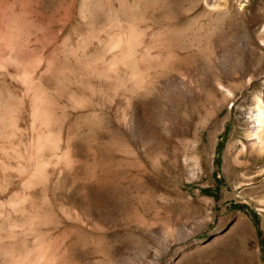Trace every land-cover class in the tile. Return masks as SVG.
Listing matches in <instances>:
<instances>
[{"label":"rangeland","instance_id":"rangeland-1","mask_svg":"<svg viewBox=\"0 0 264 264\" xmlns=\"http://www.w3.org/2000/svg\"><path fill=\"white\" fill-rule=\"evenodd\" d=\"M260 106L264 0H0V264H264Z\"/></svg>","mask_w":264,"mask_h":264},{"label":"bare ground","instance_id":"bare-ground-1","mask_svg":"<svg viewBox=\"0 0 264 264\" xmlns=\"http://www.w3.org/2000/svg\"><path fill=\"white\" fill-rule=\"evenodd\" d=\"M138 31H139L138 26H132L130 28V31H129V36H126V39H124V40L120 39L119 41H117V43H115L114 47L111 48V51L114 52V56H113L114 57V61H113L114 66H117V67L118 66H123V67L129 69V71H130L129 74H131L130 77L128 76L129 77L128 78L129 82H132L131 80H133V79L136 80V82L142 81V75L137 70L136 59H135V56H136L137 52L139 51V48H138V45H139V32ZM248 39H249V33L246 32V34H245V36L243 38V41H241V42L245 43V41L248 40ZM139 47H140V45H139ZM224 60H225L224 59V55H221L220 56V61L224 63ZM125 78L123 79V84L126 83V82L128 83V81H126ZM120 79H122V78H120ZM55 82L57 83L56 87L57 88H61L60 85H59V81L56 80ZM220 86H222L221 83H220ZM41 91L42 90L40 89L38 91V94H42L43 95V93H41ZM44 100H45V98H44ZM258 108L259 109H258V114L256 115V120L259 121V124H258L257 128L255 129V133H254L253 136L257 140V142L255 141V144L259 145V148H260L261 151H264V110L262 109L261 106L258 107ZM263 159H264V157H263ZM263 159H262V163H264ZM37 171L35 173H31V177L34 174H36ZM28 176H29V174H28ZM26 178H28V177H26ZM175 235L177 236V238H179L180 241L186 240L189 237L188 234L182 233L180 231H177Z\"/></svg>","mask_w":264,"mask_h":264},{"label":"trees","instance_id":"trees-1","mask_svg":"<svg viewBox=\"0 0 264 264\" xmlns=\"http://www.w3.org/2000/svg\"><path fill=\"white\" fill-rule=\"evenodd\" d=\"M256 225V224H255Z\"/></svg>","mask_w":264,"mask_h":264}]
</instances>
